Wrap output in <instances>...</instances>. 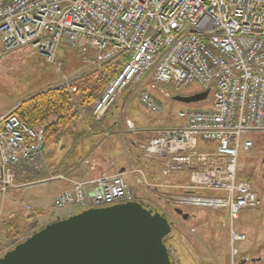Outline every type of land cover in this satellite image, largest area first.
Segmentation results:
<instances>
[{"label": "built area", "instance_id": "2783aa9c", "mask_svg": "<svg viewBox=\"0 0 264 264\" xmlns=\"http://www.w3.org/2000/svg\"><path fill=\"white\" fill-rule=\"evenodd\" d=\"M0 40L8 51L27 49L57 67L63 65L62 48L70 46L87 71L127 54L93 103L97 121L129 89L149 112L165 114L147 82L177 90L197 83L213 92L209 109L168 114L171 122L156 128L141 150L145 158L159 159L165 177L187 175V182L171 185L182 191L177 204L224 212L235 262L247 240L236 223L243 211L261 204L239 165L264 134V0H0ZM45 146L43 126L29 125L14 110L0 114L1 193L54 179L43 172ZM71 183L57 194L56 208L134 200L121 173Z\"/></svg>", "mask_w": 264, "mask_h": 264}, {"label": "rangeland", "instance_id": "374dc122", "mask_svg": "<svg viewBox=\"0 0 264 264\" xmlns=\"http://www.w3.org/2000/svg\"><path fill=\"white\" fill-rule=\"evenodd\" d=\"M0 49V53L3 54L0 57V114L19 106L38 92L70 79L74 75L80 74L72 82L71 87L81 86L84 83L83 76L85 81H88V78H96L93 74L85 76L89 72L81 74L88 68L81 61L78 52L67 45L62 48L60 54L63 63L62 67L45 62L39 55L27 49L8 53L1 41ZM88 82L90 84V80ZM145 86L163 104L165 114L148 112L142 106L139 98L134 97L132 94L128 95L129 98L124 104L120 102L121 96L125 94L122 93L110 110L117 111V119L121 120L123 133L120 135L118 128L117 130L113 129L116 132L112 133V136L104 131L101 133L95 132L96 128L92 123L94 102L90 106L84 102L85 95L86 93L89 94V90L81 91L80 93L69 90L73 96L72 113L76 114L77 117L79 114L82 115V120H79V122L82 121V126L86 128L83 138L86 141L90 139L85 147L80 145L75 149L72 154L75 157L71 159L73 164L79 163L81 160H83V163L87 162L89 164V171L85 176L96 178L94 177L95 175H99L97 177L115 175L118 173L120 166L126 165L128 168L129 161H132L133 169L141 168L148 180L152 181L153 179L147 170V161L144 158H137V154L141 153L139 144L152 134L150 130H140L139 128L142 126L148 127L149 124H153L156 120L159 121L158 124L162 123L163 125L164 122L168 124L171 122L167 118L168 114H171L174 118L177 117L178 112L182 109L206 110L210 108L213 101V92L205 99L197 102L184 103L175 100V97L179 95L191 96L202 93V87L197 83H193L181 91L177 90L172 84L154 85L153 87L152 84L147 82ZM104 88H102V91ZM107 117L108 115L105 118ZM86 118H89V124L84 121ZM129 119L136 124L137 130L135 132L131 130V126H128ZM111 125L110 120L104 119L102 122V127ZM67 129L64 130L65 135H67ZM104 133H106L105 136H103ZM85 140L83 139V141ZM260 144L264 145V134L257 139L256 146L251 153L240 160V175L253 182L261 204L256 209L243 211L240 220L236 223L237 229L246 233L247 241L240 244L241 252L234 263L230 255L231 248L227 221L223 213L212 211L204 206L192 208L186 206L183 210L190 214V218L188 220L178 219V216L174 215L173 211L174 207L178 205L175 200L177 195L182 194L181 190H169L160 186L162 189L157 188L155 191V188H149L144 183H141L142 188L146 189L144 193L137 182L140 174L125 173V176L127 173L129 174L126 178L130 182L131 189L134 190L135 197L144 195L147 200L152 201L153 204H156L162 210H166L173 219L178 220L176 229L172 233L174 236L172 245L175 247V258L178 260V264H243L244 259H248L244 264H264V161L260 156L264 154V151L258 155ZM47 147L49 148H46V150L54 147L52 153L58 156L57 149L59 152H63V149L68 152L72 146L70 143L62 141L60 146H57L56 142H54ZM258 168H260L259 171L257 170ZM155 176L158 181L163 178L165 182L171 184L182 183L187 180V175L184 178H182V175L164 178L158 172ZM58 187L57 181H52L45 184L11 189L5 196L0 194V213L3 217L2 221H0V237L10 234L7 227L13 225L14 222L12 223L11 221L14 220L31 229L34 224L29 223L30 219L28 217L32 214L35 215L33 219L36 216H39V218L41 216L39 222V226H41L47 224L42 223L43 221L53 219L57 215L80 212L79 209L81 207L77 205H69L62 209L54 207ZM173 193L175 197H173ZM201 195L211 196L212 194L203 192ZM29 206L32 207V210H27ZM3 245L1 244L0 248H3Z\"/></svg>", "mask_w": 264, "mask_h": 264}, {"label": "water", "instance_id": "95a60500", "mask_svg": "<svg viewBox=\"0 0 264 264\" xmlns=\"http://www.w3.org/2000/svg\"><path fill=\"white\" fill-rule=\"evenodd\" d=\"M209 91L175 100L197 102ZM130 201L50 222L8 250L0 264H176L166 245L172 224L155 205ZM183 215L188 214L176 209Z\"/></svg>", "mask_w": 264, "mask_h": 264}, {"label": "trees", "instance_id": "16d2710c", "mask_svg": "<svg viewBox=\"0 0 264 264\" xmlns=\"http://www.w3.org/2000/svg\"><path fill=\"white\" fill-rule=\"evenodd\" d=\"M128 55L123 54L118 58L104 64L102 69L93 70L85 76L95 75L96 78L88 81L84 80L81 86L76 85L77 91L89 90V94L85 95L84 102L91 105L101 94L102 88L117 74V72L127 62ZM85 74V73H84ZM66 85L50 86L46 90L38 92L34 96L26 99L16 109L15 113L26 123L31 126H43L46 130V146L54 143L58 135L67 128L73 126L77 120L76 114L72 113V94ZM101 91V92H100ZM93 118V116H92ZM94 120V119H93ZM95 121V120H94ZM96 122V121H95ZM28 219H33L29 216ZM13 225L8 223L9 235L16 237L17 242L22 241L32 233V228L18 223V221H11ZM34 232V231H33Z\"/></svg>", "mask_w": 264, "mask_h": 264}, {"label": "crops", "instance_id": "0c3cea01", "mask_svg": "<svg viewBox=\"0 0 264 264\" xmlns=\"http://www.w3.org/2000/svg\"><path fill=\"white\" fill-rule=\"evenodd\" d=\"M1 50V49H0ZM1 52V51H0ZM3 54L0 53V57H2ZM125 94L121 96L120 98V102H123L124 104L127 102L126 100L129 98V94H132L134 95V97H138L137 96V92L132 90H128V91H125L124 92ZM15 108V107H13ZM12 108V109H13ZM11 109L9 110H6V112L10 111ZM4 112V113H6ZM2 114V113H1ZM79 117V118H78ZM77 117V120H76V124H74L73 126H71L70 128H68L66 131H67V135H65V131H62L59 135H58V138L57 140L55 141L57 146H60L62 144V141L64 142H68L71 144V148L70 150H68V152H66V150H62L63 152H59L58 149H57V153H58V156L54 155L52 152H53V148L52 149H47L46 148H49V147H46L45 150H44V160H45V164L47 166V172L46 174H65L67 175V177L71 180H83V179H91L93 177H88V176H85L87 175L89 169H88V163L87 162H84L83 163V160H81L79 163H71V159L74 158L75 156H72L73 152L75 151L76 148H78L80 145H83V147L86 146V144L88 143V141H90V139L88 141L85 140V138H83V133L85 132L84 130H86L85 127L82 126V121L79 122V120H82V115L79 114V116ZM107 120H110V124H112L111 126H107V127H102V122H95L93 119V124L95 126V132H99L101 133L102 131L104 132H107V134H110L112 136V133L116 132V131H113L114 130H117V128L119 129V133L121 135V133H123V131L121 130V120L117 119V111L116 110H111L108 114V117L106 118ZM84 121L86 122V124H89V118H86L84 119ZM95 122V123H94ZM128 123H132V125H134V127L136 128V124L131 120L129 119L128 120ZM159 121L156 120L153 124H149L148 127H144L142 126L141 128H139L140 130L144 129V130H150L151 131V134H153V130L160 127L162 125L161 124H158ZM167 122H164V125H166ZM129 126V125H128ZM104 129V130H103ZM137 129V128H136ZM106 133H104L103 136H105ZM65 138V139H64ZM83 139L85 141H83ZM147 139V138H146ZM145 140V139H144ZM137 158L140 159V158H143L140 153L137 154ZM61 160V164H60V160ZM147 164V170L148 172L150 173V176L153 178L154 181H157V182H164V183H167L165 182V179L162 178V180H159L156 178L155 174L156 173H161L162 174V170H161V164H160V161L159 159H152V160H148L146 162ZM129 167L127 168L126 165H123V166H120V168L118 169L119 171H117L118 173L119 172H129L130 170L133 169L132 165H133V162L132 161H129ZM73 166V167H71ZM71 167V168H69ZM83 167H85V169H83ZM69 168V170H68ZM138 169H141V168H138ZM178 175H182V178H184L186 176V174H178ZM99 175H95L94 177H97ZM129 174L127 173L126 174V177H128ZM177 175H175L174 177H176ZM162 177H164L162 175ZM165 178V177H164ZM187 178V177H186ZM57 181V183L59 184V187H58V192L57 194L62 190V189H65V188H68L69 186H71V182L69 180H55ZM139 183V180L137 181ZM56 194V195H57ZM56 197V196H55ZM30 207V206H29ZM71 213H74V212H71ZM70 213H66V214H61V215H57L55 216L53 219H49V220H46V221H43L42 223H49L50 221L56 219V217L60 216V217H64V216H67L69 215ZM32 218H34L35 215H31ZM41 218V216H40ZM40 218L39 216H36L35 219L33 220H30L29 223L30 224H34V226L32 227V229H36L37 226H39V222H40ZM32 230V231H33ZM8 232V231H7ZM14 239H16V237H12L8 234V236H5V237H0V245L2 244H9L10 242H12Z\"/></svg>", "mask_w": 264, "mask_h": 264}, {"label": "flooded vegetation", "instance_id": "af4514ba", "mask_svg": "<svg viewBox=\"0 0 264 264\" xmlns=\"http://www.w3.org/2000/svg\"><path fill=\"white\" fill-rule=\"evenodd\" d=\"M259 150H258V155L259 154H261V152H263L264 150V145H259ZM261 156V158L263 159V161H264V154L263 155H260ZM258 171L260 170V168H258L257 169ZM143 201V200H142ZM144 202V204L148 207V208H151L150 206H151V204L152 203H150L149 201H143ZM155 208H158V210L160 211V213H163V214H165V216L168 218V220L170 221V223L172 224V232L176 229V222H178V220H176V219H173L171 216H170V214L166 211V210H162L161 208H159V207H157L156 205H155ZM175 214L174 215H177L178 216V219L179 218H181V219H184L183 218V216L181 215V214H179L178 212H176V208H174V211H173ZM183 212L184 213H188V212H186V211H184L183 210ZM189 214V213H188ZM190 218V214H189V217H188V219ZM188 219H184V220H188ZM172 232L170 233V235L168 236V239H167V241H166V245H167V247H168V249H169V251H170V256H171V258L175 261V263L176 264H178L179 262H178V260H176V258H175V247H173V245H172V243H173V241H174V236H173V234H172ZM248 261V259H244V261H243V264L244 263H246ZM242 264V263H241Z\"/></svg>", "mask_w": 264, "mask_h": 264}]
</instances>
